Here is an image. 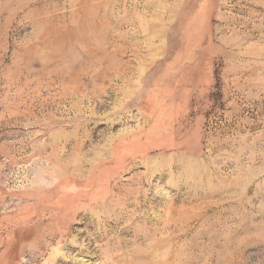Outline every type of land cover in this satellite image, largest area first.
<instances>
[{
	"label": "rangeland",
	"instance_id": "1",
	"mask_svg": "<svg viewBox=\"0 0 264 264\" xmlns=\"http://www.w3.org/2000/svg\"><path fill=\"white\" fill-rule=\"evenodd\" d=\"M0 264H264V0H0Z\"/></svg>",
	"mask_w": 264,
	"mask_h": 264
}]
</instances>
